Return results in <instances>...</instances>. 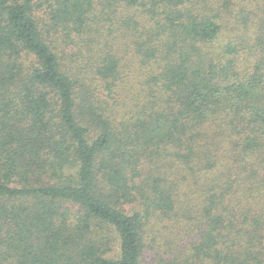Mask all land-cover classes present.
<instances>
[{
  "label": "trees",
  "instance_id": "trees-1",
  "mask_svg": "<svg viewBox=\"0 0 264 264\" xmlns=\"http://www.w3.org/2000/svg\"><path fill=\"white\" fill-rule=\"evenodd\" d=\"M229 1L0 0V264H264V0Z\"/></svg>",
  "mask_w": 264,
  "mask_h": 264
},
{
  "label": "rangeland",
  "instance_id": "rangeland-1",
  "mask_svg": "<svg viewBox=\"0 0 264 264\" xmlns=\"http://www.w3.org/2000/svg\"><path fill=\"white\" fill-rule=\"evenodd\" d=\"M247 2L248 1H246V0H230L229 2H228V8H227V11L228 12H231L233 15H237L238 16V12H242V10H244V8H246L247 7ZM249 2H251L252 3V1H249ZM249 5H248V7L249 8H254L255 6L254 5H252V4H250V3H248ZM247 11H248V9H247ZM251 15V13L250 14H248V15H246V16H250Z\"/></svg>",
  "mask_w": 264,
  "mask_h": 264
}]
</instances>
